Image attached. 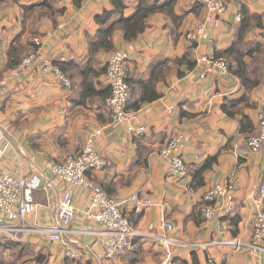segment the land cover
<instances>
[{
  "label": "crops",
  "instance_id": "crops-1",
  "mask_svg": "<svg viewBox=\"0 0 264 264\" xmlns=\"http://www.w3.org/2000/svg\"><path fill=\"white\" fill-rule=\"evenodd\" d=\"M42 1L0 0V127L5 133L27 154L37 155L42 163L44 160L63 161L68 155L78 154L88 133L102 128L97 147L107 164L101 170L89 171L90 178L112 197L126 199L134 195L141 199L151 198L154 202L142 213L135 212L132 201L122 206L137 232L135 246L136 250L141 248L140 264H161L164 259L162 246L147 237L148 234L168 233L189 243L212 239L249 240L259 202L254 186L264 183V150H248L247 140L253 134L240 131V119L242 115L249 116L258 132L259 113L264 104V0H224L227 11L220 26H208L199 43L190 41L187 34L206 15L202 0H177L175 11L179 24L165 13H156L150 17L148 28L138 39L126 41L121 32H116L114 51L101 52L91 62L89 40L99 28L95 17L111 10V1L84 0L76 6L72 0H49L55 9L64 8V11L56 16V22L48 16L41 17L33 35L29 28L25 29V22L31 25L35 15L26 17L25 11ZM137 2L126 0V16L134 12ZM242 5L258 18V22H252L245 42L262 49L257 55L260 61L251 64L252 69L258 66L262 71V82L248 93L252 106H241V113L233 118L222 110V104L245 94L241 79L231 72L224 74L207 67L198 58L204 53L215 56L236 41ZM37 38L40 44L36 43ZM33 41L38 45L39 54L55 64H76L77 67L70 70L73 80L70 88L54 75L42 72L38 60L12 80L5 81L13 69L9 65L11 46L22 48L23 60L32 53L29 48ZM117 50L128 54L127 73L131 89H134L130 105L136 102L140 83L151 80L154 60H176L189 53L196 62L191 70L184 64L172 65L171 70L155 80L160 98L133 109L137 114L136 124L148 126L140 134L130 132L127 123L115 124L107 99L102 101L101 93L110 88L103 71ZM89 63L93 71L103 73L91 80L98 93L82 101L83 81L79 71ZM179 72L185 74L180 76ZM203 72L205 77H201ZM171 105L176 106L173 112L168 111ZM177 132L183 136L182 155L190 170L186 178L174 176L168 159L159 155L170 135ZM211 157H216L217 161L205 173V185L195 188L193 170ZM14 164V158L8 154L2 167L11 169ZM227 180L236 187L233 213L223 219L206 220L202 210L210 203L205 201V193ZM66 188L72 190L79 210L70 227L97 230V222L83 213L90 203L89 190L61 180H56L50 190L34 193L39 209L30 217L31 223L39 226L54 224L58 219L57 206ZM166 223L174 225L173 232L166 231ZM26 242L51 248L52 264H64L68 251L75 256L71 259L81 262L125 264L124 257L107 261L103 240L94 233H73L55 243L48 242L41 233H31ZM263 257L247 249L234 251L228 246L208 249L185 246L176 250L174 264H260L264 263Z\"/></svg>",
  "mask_w": 264,
  "mask_h": 264
},
{
  "label": "built area",
  "instance_id": "built-area-1",
  "mask_svg": "<svg viewBox=\"0 0 264 264\" xmlns=\"http://www.w3.org/2000/svg\"><path fill=\"white\" fill-rule=\"evenodd\" d=\"M202 2L206 15L187 34L190 41L197 43L202 40L208 26H220L222 17L227 11L224 0H202ZM262 38L264 39V34ZM35 41L40 44L39 38ZM199 46L200 44L197 47ZM198 59L207 67L216 68L224 74L230 73L225 58H215L204 53ZM35 60L39 61L42 72L54 75L65 87H71V79L50 58L41 56L38 51L25 57L21 64L12 69L5 81L12 80ZM127 60L128 54L117 50L108 61L106 79L111 93L107 98V106L115 124L127 123L130 132L140 134L145 132L148 126L146 124L137 125L136 111L128 108L132 98V89L127 73ZM201 77H205V72L201 74ZM175 108V105H171L168 111L173 112ZM258 121V132L247 140V148L252 152L264 150V104ZM102 134V128H95L88 133L84 147L78 154L68 155L63 161L44 160L40 163L37 155L27 154L0 127V243H26V238L31 233L43 234L50 243L58 242L73 233H94L101 236L103 240L104 256L107 261L118 260L130 252L137 232L123 212L122 206L132 201L135 212L142 213L154 202L151 198L141 199L134 195L126 199L112 197L90 178L89 171L101 170L107 164L97 147ZM182 141L181 133H172L159 152L160 156L168 159L172 174L178 178H186L190 174L182 155ZM8 154L12 155L15 164L11 169H4L2 162ZM56 180L89 190L90 203L83 213L87 218L97 222L99 226L97 230H75L70 227L72 221L78 216L79 210L74 203L73 192L69 188L64 190L59 200L58 219L54 224L39 226L31 223L30 217L36 215L39 209L34 193L38 190H50ZM235 188V184L227 180L208 189L204 198L210 204L203 207L202 216L206 220H215L231 215L236 207ZM254 190L259 194V202L256 215L252 220L253 232L249 240L212 239L207 242L189 243L176 239L168 233L148 234L146 236L159 243L164 250V259L161 264H174L176 250L185 246L204 249L228 246L234 251L247 249L264 256V183L256 184ZM165 229L173 232L175 227L172 223H166ZM67 255L75 257L70 251Z\"/></svg>",
  "mask_w": 264,
  "mask_h": 264
},
{
  "label": "trees",
  "instance_id": "trees-1",
  "mask_svg": "<svg viewBox=\"0 0 264 264\" xmlns=\"http://www.w3.org/2000/svg\"><path fill=\"white\" fill-rule=\"evenodd\" d=\"M76 6H80L84 0H72ZM113 8L111 10H105L102 13L96 15L95 20L99 28L95 36L91 37L89 40V61L95 59V57L101 52H111L114 51V35L116 32H121L126 41H134L143 34L149 26V19L152 15L156 13H165L167 14L175 24H179V17L175 11V5L177 0H138L135 10L130 15H125V10L127 8L126 0H110ZM64 11V8L55 9V7L49 2V0H43L41 3L30 6L25 11V16L31 14L35 15V20L31 25H27L25 22V29L29 28L33 35L36 34L35 25L39 19L43 16H48L56 22V16L61 14ZM117 15V17H115ZM252 22H258V18L249 13L246 6L242 5V19L241 26L238 30L236 41L221 53L216 54L215 58H225L228 63V67L231 73L236 75L241 79L244 87L245 94L237 99L227 101L222 104V110L229 115L230 117H236L237 113H241V106L250 107L252 106L249 103L248 93L259 86L262 82V71L258 66L251 68V64L257 63V55L262 52V49L258 45H248L245 42V36L248 33L249 28L252 25ZM38 45L33 41L30 44L29 50L31 52L37 51ZM22 48L19 46L12 45L9 50V65L10 67H17L22 60L21 58ZM31 54V53H30ZM29 55V54H28ZM256 55V56H255ZM252 61L249 63L248 60ZM88 61V62H89ZM60 69L71 79L73 83L72 75L70 70L73 67H77L73 62L71 63H56ZM187 65L188 69L191 70L194 68L196 62L191 58L189 53H186L182 58L176 60L170 59H157L154 60V66L151 69V80L141 82L140 87L141 91L138 94L136 102L132 105L129 104L128 108L131 110L139 109L142 105L153 102L160 98V93L155 88V80L159 79L161 76H164L166 72L171 70L175 66ZM107 65L103 72L106 73ZM80 72L81 79L83 81V93L81 95V100L89 96L97 94L92 83V77L98 76L101 72H96L92 70L91 63L87 64L85 68ZM184 72H179L180 76H183ZM92 75V76H91ZM130 81V80H129ZM131 85V84H130ZM111 88L101 93L102 101L110 96ZM134 89L132 87V97ZM132 100V98H131ZM131 102V101H130ZM240 131L242 133H256V127L252 122L251 118L246 115H242L240 119ZM217 161L216 157H211L201 166L195 168L192 172V183L195 188H200L205 185L204 175L211 169L212 165ZM135 240H133V247L130 252L124 256L125 264H140L141 248L136 250ZM34 246L29 243H13V242H2L0 243L1 250L11 251L7 258H0V264H52L50 261V255L45 254L42 251L38 254L29 253V248ZM12 253H15L14 255ZM140 255V256H139ZM30 257L31 260L28 258ZM64 264H93L91 261L81 262L76 259L66 258Z\"/></svg>",
  "mask_w": 264,
  "mask_h": 264
},
{
  "label": "rangeland",
  "instance_id": "rangeland-1",
  "mask_svg": "<svg viewBox=\"0 0 264 264\" xmlns=\"http://www.w3.org/2000/svg\"><path fill=\"white\" fill-rule=\"evenodd\" d=\"M44 246V245H43ZM42 246V247H43ZM38 247V248H37ZM40 248L39 246H34L32 249L31 248H29V253H32V254H38L39 252H43V253H45V254H49V252L51 251V248H49L47 245H45L43 248ZM11 251H9V250H1L0 249V258H7V256H8V254L10 253ZM13 255L15 254V253H12ZM28 258H30V257H28ZM67 258H70L69 256L67 257ZM71 259V258H70ZM27 260H31V258L30 259H27ZM63 264V263H62Z\"/></svg>",
  "mask_w": 264,
  "mask_h": 264
}]
</instances>
